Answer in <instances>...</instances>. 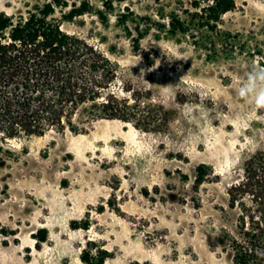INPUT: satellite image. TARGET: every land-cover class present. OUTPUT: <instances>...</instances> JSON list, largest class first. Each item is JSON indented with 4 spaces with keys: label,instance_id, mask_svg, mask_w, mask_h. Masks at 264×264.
<instances>
[{
    "label": "rangeland",
    "instance_id": "1",
    "mask_svg": "<svg viewBox=\"0 0 264 264\" xmlns=\"http://www.w3.org/2000/svg\"><path fill=\"white\" fill-rule=\"evenodd\" d=\"M49 2L117 65L112 89L135 119L0 133V264H89L86 248L105 264H232L229 188L264 149V108L235 87L264 67V0H236L218 29L188 33L167 17L189 19L175 0H0V11L17 21Z\"/></svg>",
    "mask_w": 264,
    "mask_h": 264
},
{
    "label": "trees",
    "instance_id": "2",
    "mask_svg": "<svg viewBox=\"0 0 264 264\" xmlns=\"http://www.w3.org/2000/svg\"><path fill=\"white\" fill-rule=\"evenodd\" d=\"M188 18L167 15L173 29L216 30L236 0H175ZM51 2L15 21L0 11V133L3 137L43 136L50 131L84 132L94 120L135 119L134 106L112 84L117 65L84 38L66 31L64 15L55 17ZM74 11L80 12L78 9ZM164 15V14H162ZM86 118L77 120L80 113ZM205 166L196 182L205 181ZM236 228L223 234L232 264H264V149L244 164L241 182L229 188ZM45 230H43L44 232ZM40 239L44 241L45 236ZM107 253L86 248L82 260L105 264Z\"/></svg>",
    "mask_w": 264,
    "mask_h": 264
},
{
    "label": "clouds",
    "instance_id": "3",
    "mask_svg": "<svg viewBox=\"0 0 264 264\" xmlns=\"http://www.w3.org/2000/svg\"><path fill=\"white\" fill-rule=\"evenodd\" d=\"M183 58L184 57H176ZM236 95L244 103L258 109L264 108V67L251 64L242 80L235 87Z\"/></svg>",
    "mask_w": 264,
    "mask_h": 264
}]
</instances>
